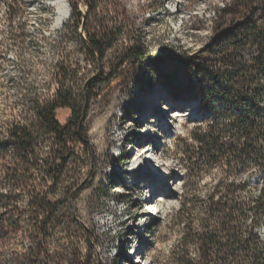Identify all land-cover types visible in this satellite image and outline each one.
<instances>
[{
	"label": "rangeland",
	"instance_id": "1",
	"mask_svg": "<svg viewBox=\"0 0 264 264\" xmlns=\"http://www.w3.org/2000/svg\"><path fill=\"white\" fill-rule=\"evenodd\" d=\"M53 1L0 0V140L31 101H56L63 85L82 110L86 145L70 136L68 153L77 161L69 168L70 179L61 178L50 191L49 183L31 184L52 204L51 218L28 209L24 183L18 188L5 181L16 171V156L0 148V193H16L12 203H0V264H166L178 237L173 216L185 193L183 184L196 183L198 196L205 198L226 169L225 160L216 157L211 163L204 156L197 177L189 174L188 157L206 146L212 113L187 93L193 66L183 68L180 61L194 58L216 74L231 72L219 63V54L225 43L233 44L227 33L243 20L244 10H230L235 0H78L86 30L76 27L71 0L68 19L54 28ZM102 20L119 36L98 60L88 47L90 35L99 39ZM130 46L143 49L150 60L118 69L123 48ZM255 51L248 46L242 57L249 60ZM112 71V78L95 85L94 79ZM210 80L200 85L207 88ZM260 109L264 119V94ZM70 117V109L56 110L61 124ZM252 142L264 161V138ZM38 152L45 156L49 150L41 144ZM231 161L238 168L231 174L236 181L246 176L243 166L256 165L250 158ZM259 171L250 177L254 180L245 197L264 187ZM72 186L75 193L67 199ZM41 221L57 227L39 233L35 226Z\"/></svg>",
	"mask_w": 264,
	"mask_h": 264
},
{
	"label": "trees",
	"instance_id": "2",
	"mask_svg": "<svg viewBox=\"0 0 264 264\" xmlns=\"http://www.w3.org/2000/svg\"><path fill=\"white\" fill-rule=\"evenodd\" d=\"M94 8L90 4V9ZM230 10H244L243 20L227 33L234 37L233 44L225 43L218 59L221 65L231 67L232 71L216 74L196 64L194 58L180 61L183 68L193 66L187 93L198 96V105L212 113L210 130L205 136L206 146L195 149L193 155L188 154L189 174L197 177L200 159L204 156L211 163L216 157L225 160L226 169H222L225 177L205 198L198 196L196 183L183 184L185 193L173 216V227L178 229V237L169 249L166 264H264V239L257 231L263 224L264 187L255 196H251L252 191L249 198L243 195L245 190L251 189L250 177L257 170L264 174V161L251 148L253 140L264 138V119L260 109L264 94V15L258 17L260 10L264 12V0H235L234 8ZM71 12L76 27L82 26L87 30V18L78 7V0H71ZM96 35L99 39L89 37L88 52L101 60L107 50L114 47L119 34L117 29L102 20ZM248 46L255 47L256 51L250 53L249 60H245L242 52ZM149 60L143 49L125 47L117 68L125 64L135 67ZM114 74L112 71L106 78L97 77L95 85ZM206 77L211 79L207 88L200 85ZM214 104L221 106L219 111L213 108ZM58 108L71 111V117L65 124L56 118ZM26 112L9 122L6 137L0 140L1 150H10L16 156V171L4 179L18 188L24 183L31 200L28 209L43 212L51 218L54 216L52 204L46 203L40 190L31 184L37 181L40 187L49 183L50 191L57 188L61 178L70 179L69 168L77 163L68 153L70 136L86 145L81 134L82 110L74 104L71 89L62 85L56 101L34 99ZM197 130L194 139L198 143L202 137ZM41 144L48 147L49 152L45 156L38 152ZM236 158L256 160L255 168L242 167L241 171L247 173L241 181L231 180V174L238 170L231 161ZM75 190L76 186L70 187L64 196L71 199ZM15 199V189L7 194L0 193L3 205ZM56 227L50 221H41L35 226L39 233H47Z\"/></svg>",
	"mask_w": 264,
	"mask_h": 264
},
{
	"label": "bare ground",
	"instance_id": "3",
	"mask_svg": "<svg viewBox=\"0 0 264 264\" xmlns=\"http://www.w3.org/2000/svg\"><path fill=\"white\" fill-rule=\"evenodd\" d=\"M52 6L57 9V16L54 21V28L61 27L70 15V7L68 5V0H54L52 2ZM173 117H178L177 113L173 114ZM260 178L264 176L262 171H259ZM258 179V178H257ZM254 179H249V181L253 182ZM262 180V179H261ZM264 215V214H263ZM263 217V216H262ZM258 233L260 234L261 238L264 239V225L262 224L258 229Z\"/></svg>",
	"mask_w": 264,
	"mask_h": 264
},
{
	"label": "built area",
	"instance_id": "4",
	"mask_svg": "<svg viewBox=\"0 0 264 264\" xmlns=\"http://www.w3.org/2000/svg\"><path fill=\"white\" fill-rule=\"evenodd\" d=\"M258 165H261V163H258ZM263 184H264V182H263ZM261 188H262V186H261ZM261 188H260V189H261ZM260 189H259V190H260ZM258 194H259V191H258Z\"/></svg>",
	"mask_w": 264,
	"mask_h": 264
}]
</instances>
